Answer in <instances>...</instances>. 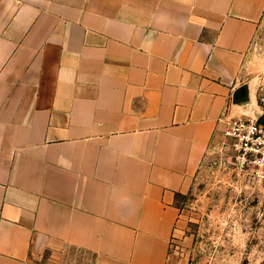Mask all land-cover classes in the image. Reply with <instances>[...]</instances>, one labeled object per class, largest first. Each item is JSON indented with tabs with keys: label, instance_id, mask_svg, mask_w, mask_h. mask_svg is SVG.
Listing matches in <instances>:
<instances>
[{
	"label": "crops",
	"instance_id": "0c3cea01",
	"mask_svg": "<svg viewBox=\"0 0 264 264\" xmlns=\"http://www.w3.org/2000/svg\"><path fill=\"white\" fill-rule=\"evenodd\" d=\"M264 0H0V264H182L178 196Z\"/></svg>",
	"mask_w": 264,
	"mask_h": 264
},
{
	"label": "rangeland",
	"instance_id": "374dc122",
	"mask_svg": "<svg viewBox=\"0 0 264 264\" xmlns=\"http://www.w3.org/2000/svg\"><path fill=\"white\" fill-rule=\"evenodd\" d=\"M243 74L251 82L258 116L264 100V13ZM182 234L172 252L182 264H264V174L241 169L214 135L192 187L178 196ZM69 264H91L80 254Z\"/></svg>",
	"mask_w": 264,
	"mask_h": 264
},
{
	"label": "built area",
	"instance_id": "2783aa9c",
	"mask_svg": "<svg viewBox=\"0 0 264 264\" xmlns=\"http://www.w3.org/2000/svg\"><path fill=\"white\" fill-rule=\"evenodd\" d=\"M222 145L233 153L241 169L255 168L264 174V100L258 116H229L219 119Z\"/></svg>",
	"mask_w": 264,
	"mask_h": 264
}]
</instances>
